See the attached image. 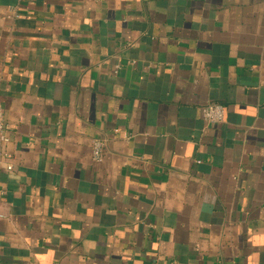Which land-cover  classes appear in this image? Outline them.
<instances>
[{
    "label": "crops",
    "instance_id": "crops-1",
    "mask_svg": "<svg viewBox=\"0 0 264 264\" xmlns=\"http://www.w3.org/2000/svg\"><path fill=\"white\" fill-rule=\"evenodd\" d=\"M0 107V264H264V0H0Z\"/></svg>",
    "mask_w": 264,
    "mask_h": 264
},
{
    "label": "built area",
    "instance_id": "built-area-1",
    "mask_svg": "<svg viewBox=\"0 0 264 264\" xmlns=\"http://www.w3.org/2000/svg\"><path fill=\"white\" fill-rule=\"evenodd\" d=\"M119 67L115 73H117ZM225 108L220 104H208L207 106L201 109L202 119L205 123L209 125H221L225 121ZM10 133H11V126L7 123L5 119L4 110L0 107V144L6 145L10 142ZM103 152H104V143L101 141H93L92 142V153L93 159L95 162H101L103 160ZM4 157L10 159V155L7 153H3ZM12 166H7L8 171H12Z\"/></svg>",
    "mask_w": 264,
    "mask_h": 264
}]
</instances>
